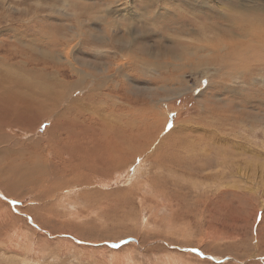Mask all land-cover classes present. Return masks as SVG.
I'll use <instances>...</instances> for the list:
<instances>
[{"label":"rangeland","instance_id":"rangeland-1","mask_svg":"<svg viewBox=\"0 0 264 264\" xmlns=\"http://www.w3.org/2000/svg\"><path fill=\"white\" fill-rule=\"evenodd\" d=\"M195 1L203 4L0 0L1 61L20 33L25 57L13 62H27L31 69L40 66L27 56L58 59L69 81L77 77L68 71V60L86 72L73 97L90 94L105 79L113 85L112 91L103 88L107 97L97 93L81 109L96 133H87L89 155L83 168L76 166L77 182L64 180L49 194L23 186L16 197L0 186V264H264V48L258 42L260 49L251 52L249 70L221 52L198 55L192 47H209L205 39L216 34L194 38L196 30L182 34L175 28H203L209 23L198 19L211 14L207 10L217 19L230 9L226 0ZM162 11L168 17L159 18ZM255 18L264 19V11L254 15L252 26ZM171 19L167 36L158 25ZM9 26L16 31H3ZM225 35L234 37L229 29L219 37ZM132 59L172 65L151 85L142 77L152 73L143 65L130 69ZM117 80L123 85L115 86ZM111 99L120 112H109ZM151 109L152 122L163 126L141 131L155 132L159 149H138L130 156L119 151L120 162L111 163L101 116L134 131ZM56 113H43L28 130L15 133L19 142L38 139L42 162L56 161L51 138L60 135L47 132ZM10 185L16 189L21 181Z\"/></svg>","mask_w":264,"mask_h":264},{"label":"bare ground","instance_id":"bare-ground-1","mask_svg":"<svg viewBox=\"0 0 264 264\" xmlns=\"http://www.w3.org/2000/svg\"><path fill=\"white\" fill-rule=\"evenodd\" d=\"M193 2L200 5L202 3L195 0H193ZM226 2L230 9V13L219 17L220 19H214V12L206 9L208 12H211V14L204 13L202 18L198 20L209 24L202 23L204 24L203 28L199 25L196 28L193 27L184 30L185 26H183L175 28V30L178 33L182 32V34L187 31L196 30L192 34L185 33L192 35L194 38H202V34L212 31L216 34V37L213 36L204 41L206 44H210L209 47L203 44L201 47H192V49H194L198 55L203 54L204 51H208L211 55L221 52L222 56L224 58H229L231 63L236 67L249 70L251 68V52L255 53L260 49L258 42H260L264 48V28H262L261 25V21L264 23V19L255 18L254 21L258 23L254 24V26L251 25L254 15H256L258 11H264V3L251 4V2L245 0H226ZM209 8L211 9V7ZM166 17H168L167 12L162 11L159 18ZM169 21L170 22L167 23L163 20L159 22L158 25V27H162L168 31L167 36H170L168 27L172 25L173 22L171 21H173V19ZM218 22H222L224 25L220 27L217 25ZM227 29L231 30L234 37L232 39L227 35H225V37H219L220 33ZM3 31L15 32L16 30L9 26ZM167 31H165V33H167ZM3 34L8 35L9 33ZM217 34H219V36ZM259 38H261V41H257ZM11 39L13 41L10 43L8 42V44H11L8 45L10 49L8 58L3 61L0 60V186L4 188L6 194L15 197L21 194L20 189L23 186L35 191L38 188L36 191L38 194H41V192L49 194V191L54 185H58V183L60 184L64 180H69L70 182L78 181L79 177L75 172L77 169L76 166L80 165L79 168H83L86 165L89 155L88 142L85 140L89 139V134L87 133L88 131H91L93 135L96 133L91 127L89 130V119L84 118L81 109L85 99L89 100V97L94 99L97 98V95L107 97L108 94L106 91H103V88L107 90L109 87V91H112L113 85H106L107 79H105L103 83L97 85L90 94L86 93L84 97L81 98L73 97L75 90L81 86L87 75L84 70L79 69L74 61L68 60L66 65L68 71L70 74L73 73L77 77L76 80L69 81L64 78L62 70L59 69L61 63L58 59L54 61V63H49L50 61L45 59H32V61L27 56L28 61L33 62L34 65L40 66V68L29 69L27 62L12 61L16 56L25 57L23 50L26 51V49L20 45L21 43L26 45L24 36L20 33H16L15 38L12 37ZM185 48L190 51L189 47L185 46ZM0 51L3 52L4 49ZM139 63L137 60H133L135 66L132 65L129 68L139 70L137 66L143 65L142 68L144 67L148 72L153 74H151L149 78L142 77L151 85L160 81V78L162 81L167 75L165 72L168 71V66L172 65L171 62H167L168 64L150 62ZM115 74L118 76V73ZM94 75L95 77L98 76V79L102 78L100 75L96 74H93V77ZM114 85L123 84L121 81L117 80L114 82ZM118 98L120 99V97ZM61 104L65 106L60 107ZM54 109L57 110V113L47 132H49L50 135L53 132H57L60 135L59 138H51L54 149V151L51 152L56 161L55 163L52 160L42 162L39 156V145L41 144L37 141L38 139L31 141L30 144L19 142L15 138V133L28 130L35 125V118H40L39 116L43 113H49ZM109 112L111 114L120 112L115 109L113 99L109 101ZM154 114L156 115V112L153 109L144 112L141 117H145L146 119H141L134 131L126 130V125L121 123L120 120L115 119L112 122L109 121L108 114L101 116V122L106 127L105 135L107 141L104 147L111 163L120 162L118 160V156H120V154H118L119 151L126 156H130L138 149L143 151L152 146V149H159L160 143L158 144V141L155 140V132H147L146 135L141 131L142 129L146 131L145 126L149 127L154 125L155 128H162L163 124L152 122L150 117ZM114 118H117V116ZM141 125L143 126L141 127ZM12 127L13 131L11 130ZM152 133H154V135H152ZM143 139H146L145 141L150 140V145L147 142H143ZM154 140L156 144H154ZM162 140L165 141L164 139ZM66 150L69 152L68 158H64V151ZM61 170H64V172H61ZM68 170H70V172L66 173ZM59 172L61 173L58 177L57 175ZM35 177H37V180H35ZM80 178V180H85L84 176ZM72 179H74V181ZM20 181L21 185L16 189H12V185L10 184Z\"/></svg>","mask_w":264,"mask_h":264}]
</instances>
